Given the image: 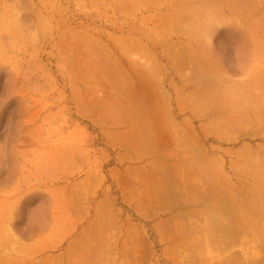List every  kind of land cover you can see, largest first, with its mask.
<instances>
[{
	"label": "rangeland",
	"instance_id": "obj_1",
	"mask_svg": "<svg viewBox=\"0 0 264 264\" xmlns=\"http://www.w3.org/2000/svg\"><path fill=\"white\" fill-rule=\"evenodd\" d=\"M174 10L182 13L174 16H184L180 23L171 15L175 22L169 23ZM206 25L212 31L213 46H209L214 47L215 73H228L232 78L227 83L211 86L205 78L201 86L189 83L190 67L178 69L167 53L168 48L176 55L207 47ZM133 42L140 46L130 51ZM131 59L157 71L161 85H155L160 90L163 85L170 96V118L193 137L185 141L194 146L195 157L201 149V155L223 164L226 177L238 185L234 188L249 195L246 204L233 210L236 219H231L240 227L252 221L256 235L252 229L242 232L221 251L244 260L242 248L260 233V256L252 264H264L263 0H0V264L214 261L217 255L195 245L198 241L176 243L162 227L177 212L201 210L202 202L194 200L186 206L161 199L157 205L149 202L155 179L147 178V169L158 170V176L172 172L171 158L165 161L162 155L175 144L169 141L167 129L165 136L161 134L160 120L152 112L145 113L152 119L150 128L147 115H139L142 107L134 102L131 108L125 105L122 82L127 78L120 72ZM127 110L132 112L128 121ZM136 142L140 144L133 146ZM149 143L165 149L163 154L134 151L135 146ZM249 148L259 151V156ZM209 162L205 165L211 167ZM238 165L244 166L238 169ZM206 167L211 175L212 167ZM174 183L165 181L153 193L161 198L169 191L177 193L182 185ZM222 186L223 197L237 193L233 185ZM164 202H171L172 209L163 207Z\"/></svg>",
	"mask_w": 264,
	"mask_h": 264
},
{
	"label": "bare ground",
	"instance_id": "obj_2",
	"mask_svg": "<svg viewBox=\"0 0 264 264\" xmlns=\"http://www.w3.org/2000/svg\"><path fill=\"white\" fill-rule=\"evenodd\" d=\"M190 1V0H189ZM264 1V0H263ZM261 2V1H260ZM258 1V3H260ZM239 3V1L237 2ZM253 4V3H252ZM250 5V4H248ZM182 6V5H181ZM186 6V5H185ZM258 7V6H257ZM227 8V7H226ZM182 9H184L182 7ZM191 9V8H190ZM197 9V7L195 8ZM237 9V8H236ZM244 9V8H243ZM253 9V8H252ZM178 10V9H177ZM177 10H174L172 11V14H169V18L172 20L171 22L169 23H174L176 20L179 21L180 20H183L181 18H183L182 16H174L176 15V12ZM181 10V9H180ZM186 10V9H185ZM184 10V11H185ZM233 10V9H232ZM255 9H253L254 11ZM237 11V10H236ZM248 12V11H247ZM258 12H259V9H258ZM258 12H256L258 14ZM177 13H181V11H178ZM186 13V12H185ZM191 13V12H190ZM246 13V12H245ZM253 13V12H252ZM184 14V13H183ZM233 14V12L231 13ZM241 14V13H240ZM248 14V13H247ZM170 15L172 16V18H175V21H173V19L170 17ZM182 15V13H181ZM189 17H191V15L187 14ZM177 17V19H176ZM180 17V18H179ZM235 17V16H234ZM188 18V17H186ZM170 19H167L166 21L168 22V20L170 21ZM189 20V19H188ZM176 21V22H177ZM187 21V20H186ZM180 23V21H179ZM210 23V22H208ZM200 24V23H199ZM171 25V24H169ZM175 25V24H173ZM172 25V26H173ZM214 25V24H212ZM175 27V26H174ZM200 27V26H199ZM201 28V27H200ZM200 28H198V31L200 30ZM203 28V27H202ZM176 29V28H175ZM186 29V28H185ZM181 31V30H180ZM187 31V30H186ZM200 32V31H199ZM203 40H205L206 45H210V46H213L212 45V42H213V37L211 36V26H208L206 25V28L203 30ZM246 32V31H245ZM202 33V32H201ZM247 33V32H246ZM200 34V33H199ZM197 39V38H196ZM204 42V41H203ZM169 43V41H168ZM175 43V42H174ZM185 45V44H183ZM188 45V44H187ZM190 45V44H189ZM132 46V47H131ZM128 45V47L130 49V51H133V50H137L138 49V46H140L139 42H133L132 44ZM180 46V45H179ZM201 47V51L199 52L198 48L197 49H194V51H182L180 52V54H170L171 53V50L168 48V54L170 55V58L171 60H173V63L175 64V66L179 69V68H183L185 69V67H190L191 69V72L188 74V77H189V80L188 82H198V85H200V82L202 83L203 79L206 80L208 79L209 80V83L210 85L214 86V85H219V84H224V83H227L230 81V79L232 78L228 73H225V74H222V75H219L217 73H215L216 71V64L212 61L214 55H213V52H212V49L214 48H211L209 46V51L206 49L208 48V46H203L200 45ZM215 46V45H214ZM182 47V46H181ZM171 48H174V47H171ZM196 48V47H195ZM141 49V48H140ZM177 49V48H176ZM108 50V49H107ZM179 52V51H178ZM132 53V52H130ZM148 53V52H147ZM177 53V52H176ZM137 62H135V60L133 61L132 59L131 60H128L127 61V67H124L122 68L121 70V77H124L126 76L127 80L122 82L123 84V88H124V91L126 93V97L125 98V105L126 106H129V108H131V104L134 102L136 103L137 105H139L140 107H142V110L144 112L141 111L139 113L140 116H144V115H147L145 113H150L152 112L153 116L154 117H158V120H160V123H161V126H162V129L163 132L161 134H163L165 136V133H168L167 135L169 136V141L172 142L173 141V144H175V146L173 144H169V145H172L174 147H172L171 149V146H170V149H157L159 148L158 146H156V142H154L155 144V147L156 149L154 150L155 147H152L151 143H149L150 145H144L141 144L142 146H135V149L134 151L137 152V154L139 153L140 154H144V153H152L153 151L154 152H162L163 154V150H165L164 152V155H162L164 157V160L165 158H171V164L170 166L172 167L173 166V171L172 172H169V173H166V175H161V176H158V170H150L148 172V169H147V178L149 176L153 177L155 179V183L151 186V189L152 191L154 192L157 188L156 186L161 183H164L165 181H169V184H176L178 183L177 185L181 184V190L180 191H183V188H187V187H190V186H193L194 188L190 187L192 190H188L186 191L185 193H174L169 191L168 193L164 194L163 198H161V195H156L158 193H153L151 192V195L153 194V197L150 195L149 198V202L151 203H155L156 205L159 204L158 202H160V199L161 201H171L172 203H174L175 205H181L183 203H185V206L187 205V203H192V201L196 200V201H200L202 202L203 204V207L201 208V210H183V211H180V212H177L176 215H173L171 217H169L168 219H166L163 224H162V227H163V230L165 231L166 235L169 236L170 239H175L177 242L176 243H179V244H191V242L193 240H196L198 242L195 243V245H203L204 247H206V249H208V253H211V254H214L217 255L215 256V259H217V261H210L209 264H238V263H242V262H247V264H252L253 262L257 261L259 259V256H260V248H259V241L258 239H260L262 237V235H259L260 233L257 232V229L256 228V233L257 234V237L254 236L256 239H255V242H258L255 244L254 242V238L252 240V238L248 239L249 241H251L252 243L254 242V244H252L251 242H248V245L246 247H241L243 249V254L244 256L246 255V258L244 260H238V258H240L239 256L235 255V256H229L228 254H226L223 250V252L221 251L222 249L224 248H221V247H227L228 245H232L234 243L232 242H235L236 239L242 234V232L244 233H248V232H251V229L252 228H255L254 227V224L252 221H249L250 218L245 215L246 217V220H248L251 224L249 223H244L241 227L239 225L238 222H233V220L231 218H235L234 214H233V210L235 208H238L240 207L239 204H241L242 206V203L245 202V204L247 203L246 201L249 199H247V197H249V195H245V194H241V192H239V190L237 188L236 189L234 188L237 184L234 180H230V178H228L229 176L226 175L225 171H222V167H220V164L217 162V161H213L215 163H217V166L215 165V170L213 169L214 168V165H213V162L211 161L210 157L208 156H204V155H201V149L202 147H199L198 150H196V156H198V153H199V157H195V153L193 152L194 151V146L191 147L189 144V142L185 141L187 138H188V134L185 133V130L184 132L182 131L181 128L178 127L179 124H177V122H174L173 119H171L170 117L172 116V110L170 108L171 106V103H170V96L169 94H167L166 92L163 91V88L164 86L162 85V89L160 90L159 87H157L155 85L156 82H158L160 85H161V81L159 79V75H156L157 74V71L154 70H151L149 67L146 68V67H141L140 65H137L136 64ZM144 65V64H143ZM230 68V67H229ZM182 69V70H183ZM230 70L232 71V68H230ZM235 70V69H234ZM181 71V70H180ZM187 77V76H186ZM211 77H214V78H211ZM211 78V79H210ZM232 81V80H231ZM204 82V81H203ZM263 82V81H262ZM187 83V82H186ZM231 83V82H230ZM229 83V84H230ZM139 84V85H138ZM203 84V83H202ZM108 85V84H107ZM209 85V86H210ZM236 85V84H234ZM110 86V85H109ZM201 86V85H200ZM221 86V85H220ZM138 87V88H137ZM196 87V86H195ZM203 87V86H202ZM233 87V86H232ZM259 87V86H258ZM137 88V93H136V96L135 97H131V95L133 94V91ZM210 88V87H209ZM215 88V87H213ZM221 88V87H220ZM228 88V87H226ZM197 89V88H196ZM219 89V87H218ZM228 90V89H227ZM233 90V88H232ZM239 90V89H238ZM229 92V91H227ZM233 92V91H231ZM233 95V94H231ZM106 96V95H105ZM103 96V97H105ZM108 96V95H107ZM237 96V95H236ZM111 98V96H109ZM262 97V96H261ZM108 98V99H110ZM122 98V97H121ZM238 98V97H236ZM240 98V97H239ZM238 98V99H239ZM102 100V99H101ZM100 100V101H101ZM119 100V98H118ZM104 101V100H103ZM103 103H106V102H103ZM242 103V102H241ZM123 104V102H122ZM245 104V102L243 103ZM216 105V104H214ZM213 105V106H214ZM246 105V104H245ZM254 105V104H253ZM260 105V104H259ZM121 106V105H120ZM124 108V106H122ZM235 107V106H234ZM263 107V106H262ZM120 108V107H119ZM217 108V107H215ZM214 107L212 109H215ZM221 108V107H220ZM233 108V107H232ZM258 108V107H256ZM98 109V108H97ZM125 109H127L125 107ZM137 109V108H136ZM211 109V110H212ZM255 109V108H254ZM262 109V108H260ZM99 111V110H98ZM109 111V110H108ZM124 111V110H122ZM128 111L127 110L125 116L127 117V121L128 119L130 120V118L132 119V112H129L131 114H128ZM136 111V110H135ZM148 111V112H146ZM218 111V110H217ZM103 113V111H101ZM100 112V113H101ZM106 112V111H105ZM213 112V110H212ZM215 114L217 113L216 110L214 111ZM213 112V113H214ZM220 112V111H219ZM254 112V110H253ZM125 113V112H124ZM142 113V114H141ZM247 113H249L247 111ZM262 113V112H261ZM104 114V113H103ZM113 114V113H112ZM136 114V112L134 113ZM138 114V113H137ZM215 114L213 117H215ZM253 114V113H251ZM250 114V115H251ZM263 114H264V111H263ZM261 114V116L263 115ZM111 116V114H109ZM118 115V114H117ZM255 115V113H254ZM258 115V113H257ZM120 116V115H119ZM137 116V115H136ZM140 116L138 117V119L140 118ZM209 116V115H208ZM229 116V115H228ZM264 116V115H263ZM145 117H148V119H146L149 123L148 125L150 126V123L152 121V119L150 118L149 119V116H144ZM151 117V116H150ZM231 117V116H230ZM229 117V119H230ZM252 117V116H251ZM255 117V116H253ZM257 117V116H256ZM259 117V116H258ZM122 118V117H121ZM174 118V117H173ZM227 118V117H225ZM134 119V118H133ZM260 119V118H259ZM145 120V119H144ZM172 121V123H170V121ZM228 120V118H227ZM232 120V119H231ZM252 120V119H251ZM142 121V120H141ZM140 121V122H141ZM169 121V122H168ZM137 122V121H136ZM139 122V121H138ZM233 122V120H232ZM235 122V121H234ZM169 123V124H167ZM227 125H228V122H226ZM142 124V123H141ZM158 124V123H157ZM230 124V123H229ZM243 124V123H242ZM138 125V124H137ZM153 124H151L150 128L153 127L152 126ZM222 125V124H221ZM226 125V124H225ZM259 125V124H258ZM141 125H139L140 127ZM159 126V125H158ZM160 127H155V128H161ZM224 126V125H223ZM230 126V125H229ZM232 126V125H231ZM230 126V127H231ZM241 125H236L234 126L233 124V127H239ZM256 126V125H255ZM142 127V126H141ZM144 127V126H143ZM264 128V127H263ZM153 129V128H152ZM169 131V132H165L164 131ZM185 129V128H184ZM160 130V129H159ZM144 131V130H143ZM157 131V130H156ZM139 132V131H138ZM137 132V133H138ZM136 133V134H137ZM156 135V134H155ZM159 136V135H158ZM157 136V137H158ZM191 136V135H190ZM189 136V138H190ZM155 137V136H154ZM162 137V136H161ZM160 137V138H161ZM192 137V136H191ZM159 138V139H160ZM170 138L172 139V141L170 140ZM195 138V137H194ZM125 139V138H124ZM158 139V138H157ZM156 139V140H157ZM193 139V137H192ZM162 141V139H160ZM151 141V140H149ZM160 141V142H161ZM165 140H163L161 143H163ZM131 142H134L131 140ZM141 142V141H140ZM137 143L139 142H136V143H133V146L134 144L137 145ZM141 143H144V141H142ZM158 143V142H157ZM140 144V143H139ZM146 144V143H145ZM148 144V143H147ZM165 144V142L163 143ZM261 144V143H260ZM185 145V146H184ZM198 145V144H197ZM263 145V144H262ZM165 146V145H164ZM199 146V145H198ZM196 146V147H198ZM248 146V145H247ZM251 147V144L249 145ZM162 147V146H161ZM261 147V145H260ZM132 148V147H131ZM153 148V149H152ZM166 148V147H165ZM168 148V147H167ZM263 150H264V146L261 147ZM196 149V148H195ZM251 148H249L250 150ZM253 150H255L254 148H252ZM252 149L250 151H252ZM261 149V151H263ZM133 151V152H134ZM152 151V152H151ZM249 151V152H250ZM257 151V150H255ZM255 151H253V153H256ZM153 152V153H154ZM198 152V153H197ZM245 152V151H244ZM248 152V154H249ZM194 153V154H193ZM201 153V154H200ZM208 153V152H207ZM247 153V152H246ZM132 154V153H131ZM206 154V153H205ZM247 154V155H248ZM257 156H259V151H257ZM256 154H254V157L256 159L257 156H255ZM262 156L260 158H264L263 157V153H261ZM154 155V154H152ZM156 155V154H155ZM194 155V156H193ZM201 155V156H200ZM207 155V154H206ZM246 155V157H247ZM131 156V155H130ZM147 156V155H146ZM149 156V155H148ZM151 156V155H150ZM166 156V157H165ZM211 156V155H210ZM249 156V155H248ZM160 157V156H159ZM162 158V157H161ZM160 158V159H161ZM218 158V157H217ZM216 158V159H217ZM251 158V157H250ZM259 159V157H257ZM199 159V160H198ZM254 159V160H255ZM264 160V159H263ZM152 161V160H151ZM150 161V162H151ZM166 161V160H165ZM205 161L208 163L209 161H211L212 164H209L211 165L212 169V173L211 175L209 174V171H206L205 167L207 165H205ZM253 161V160H252ZM251 161V162H252ZM204 162V163H203ZM255 162V161H254ZM154 164V162H152ZM160 163V162H159ZM159 163H155L156 165H158ZM202 163L204 164L201 170V166H202ZM247 163V162H246ZM253 163V162H252ZM164 164V163H162ZM199 164V165H198ZM219 164V165H218ZM248 164V163H247ZM160 165V164H159ZM223 165V164H221ZM240 165V164H239ZM238 165V169H240L239 167H242L244 165H241L239 166ZM145 166V165H144ZM149 166V165H148ZM152 166V165H151ZM165 165H163L164 167ZM258 166V165H257ZM157 167V166H156ZM160 167V166H159ZM170 167V168H171ZM199 167V169H198ZM210 166L208 165L206 168H208V170L211 168H209ZM216 167H219V168H216ZM224 167V166H223ZM252 167V166H251ZM261 167V166H260ZM139 168V167H138ZM137 168V169H138ZM141 168V167H140ZM243 168V167H242ZM253 168V167H252ZM136 169V170H137ZM146 169L144 168V172L146 173ZM205 169V170H204ZM248 169V168H247ZM246 169V170H247ZM259 169V167H258ZM141 170V169H140ZM211 170V169H210ZM217 170V171H216ZM224 170V169H223ZM243 170V169H241ZM133 171V170H132ZM240 171V170H239ZM140 172V171H139ZM144 172H142L141 174H143ZM218 172V173H217ZM244 172V170H243ZM252 172V171H251ZM256 172V171H255ZM258 172V171H257ZM132 173V172H131ZM130 173V174H131ZM144 173V174H145ZM125 174H128L127 172ZM139 174V173H137ZM175 174V175H173ZM209 176H208V175ZM255 174V173H253ZM129 175V174H128ZM145 176V175H144ZM222 177V179H220V177ZM228 176V177H226ZM259 176V175H258ZM133 177V176H132ZM131 177V178H132ZM136 177V176H135ZM127 178V177H126ZM139 178V177H138ZM145 178V177H144ZM232 179V178H231ZM136 180V179H135ZM223 180V182H222ZM262 180V179H261ZM260 180V181H261ZM231 181H234V182H231ZM223 185H233L232 187L237 191V193L235 194H232L231 196L230 195H227V197H223L222 194L223 192L220 190V187H223ZM242 182V181H241ZM257 182V181H256ZM146 183V182H145ZM245 182H243L242 184H244ZM252 183V182H250ZM264 183V182H263ZM262 183V185H263ZM148 184V183H146ZM249 184V183H248ZM145 185V184H144ZM168 185V184H167ZM221 185V186H219ZM247 185V184H246ZM245 185V186H246ZM149 187V185H147ZM165 186V185H164ZM210 186L212 188H210ZM238 186V185H237ZM146 187V186H145ZM163 187V186H162ZM166 187V186H165ZM178 187V186H176ZM180 187V186H179ZM215 189H214V188ZM217 187V188H216ZM147 188V187H146ZM161 188V186H160ZM159 188V189H160ZM189 188V189H190ZM219 188V189H218ZM173 191V190H172ZM157 192V191H156ZM165 192V191H164ZM243 192V191H242ZM240 193V194H239ZM146 194V193H145ZM163 194V193H161ZM144 195V194H143ZM147 195V194H146ZM146 195L145 198H146ZM143 196V197H144ZM251 196V195H250ZM257 197V196H256ZM264 197V196H263ZM147 199V198H146ZM251 199V198H250ZM253 199V197H252ZM259 199V198H258ZM262 199V197H261ZM255 200V199H253ZM264 200V199H262ZM249 201V200H248ZM170 202V203H171ZM253 202V201H252ZM170 203H166L164 202L163 204V207L165 208H169ZM199 203V202H197ZM261 203V202H260ZM154 204V205H155ZM256 204V203H255ZM262 204V203H261ZM260 204V205H261ZM264 204V203H263ZM151 205V204H150ZM177 206V207H178ZM189 206V205H188ZM247 206V205H246ZM172 207V206H171ZM170 207V208H171ZM257 207H258V204H257ZM262 207L263 209V206H260ZM258 207V208H260ZM169 208V209H170ZM182 208V207H181ZM244 208V207H243ZM172 209V208H171ZM261 210V208H260ZM263 212V211H262ZM236 216L238 217L237 213L235 212ZM196 217V220H194V218ZM200 217V218H199ZM201 218L204 220V221H201ZM200 219V220H198ZM236 219V218H235ZM242 219V220H241ZM240 219V222L243 221V219H245L244 217ZM261 219H259L260 221ZM263 220V218H262ZM195 221V222H194ZM199 222L201 223V225H199ZM233 224V226L231 225ZM260 224H261V221H260ZM263 224V222H262ZM258 227V225H256ZM260 226V225H259ZM263 226V225H261ZM261 226H260V229H261ZM264 228V227H263ZM264 231V229H261ZM252 232L254 233L255 232V229L253 231L252 229ZM164 233V234H165ZM255 234V233H254ZM228 235H230L231 237L228 239ZM256 235V234H255ZM173 236H175L173 238ZM260 236V237H259ZM264 237V236H263ZM246 238V237H245ZM257 240V241H256ZM261 240V239H260ZM264 240V239H263ZM262 240L263 244L264 245V241ZM249 243H251V248L250 250H248V246L250 245ZM258 245V246H257ZM218 247H220L218 249ZM247 249V250H244ZM178 251V250H177ZM207 253V254H208ZM132 255V254H131ZM136 255V253H135ZM141 255V254H140ZM232 255V254H231ZM138 256V254H137ZM98 257V256H97ZM93 259H95V256L92 257ZM99 258H101V256H99ZM137 258V257H136ZM127 259V258H126ZM92 260V259H91ZM96 260V259H95ZM95 260L93 262V264H95ZM128 260H130L128 258ZM138 260V259H135V261ZM99 261V260H98ZM130 262V261H129ZM137 262V261H136ZM97 263V261H96ZM100 264V263H98Z\"/></svg>",
	"mask_w": 264,
	"mask_h": 264
}]
</instances>
